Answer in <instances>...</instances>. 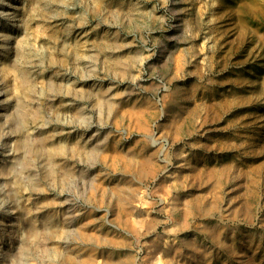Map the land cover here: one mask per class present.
Here are the masks:
<instances>
[{"label": "rangeland", "instance_id": "obj_1", "mask_svg": "<svg viewBox=\"0 0 264 264\" xmlns=\"http://www.w3.org/2000/svg\"><path fill=\"white\" fill-rule=\"evenodd\" d=\"M0 41V264H264V0H0Z\"/></svg>", "mask_w": 264, "mask_h": 264}, {"label": "bare ground", "instance_id": "obj_2", "mask_svg": "<svg viewBox=\"0 0 264 264\" xmlns=\"http://www.w3.org/2000/svg\"><path fill=\"white\" fill-rule=\"evenodd\" d=\"M11 7L13 8L14 7V5L13 4H11ZM2 41V40H1ZM0 41V42H1ZM1 46H2V44H1ZM0 46V47H1ZM2 48V47H1ZM11 62V61H10ZM19 63V62H18ZM12 64H13V62H12ZM14 65V64H13ZM23 70V69H22ZM22 70H21V73H22ZM23 74V73H22ZM26 74V73H25ZM26 76H27V74H26ZM25 76V77H26ZM1 84L2 83H0V86H1ZM3 86V85H2ZM3 88H4V86H3ZM1 89H2V87H1ZM2 91H4V90H0V115H3L4 114V111L6 110V107L8 106H6L5 104L7 103V100H9V99H7V97H6V99L5 98H3V92ZM21 91V90H20ZM22 94V92L19 94L18 93V95H21ZM27 94V96H28V93H26ZM25 96V95H24ZM17 97V96H16ZM21 97H23V96H21ZM26 98V97H25ZM28 98V97H27ZM24 99V98H23ZM14 100V104H17V98H15V99H13ZM25 100V99H24ZM26 101V100H25ZM20 103L22 102L21 100L19 101ZM26 103V102H25ZM13 104V103H12ZM21 106V105H20ZM12 107V106H11ZM21 108H23L22 106H21ZM19 110V109H18ZM25 110V109H24ZM21 111H23V110H21ZM6 111H5V115H4V117L5 116H7L8 114H10V113H7V115H6ZM11 117V116H10ZM8 118V117H7ZM6 118V119H7ZM3 119V118H2ZM1 118H0V120H2ZM5 120V119H4ZM4 120H2V121H4ZM1 121V122H2ZM5 123V122H4ZM3 123V124H4ZM7 123V122H6ZM1 127V126H0ZM25 135V134H24ZM23 135V136H24ZM22 136V135H21ZM31 137V136H30ZM27 138V137H26ZM28 141V140H27ZM31 143V142H30ZM18 144V143H17ZM25 145V144H24ZM30 146V145H29ZM17 147V146H16ZM18 148V147H17ZM21 147H19V149H20ZM27 148V147H26ZM14 149V148H13ZM21 149H23V148H21ZM16 150V149H15ZM27 150H28V148H27ZM30 150V149H29ZM21 153V152H20ZM27 153V152H26ZM23 154V153H22ZM14 158V157H13ZM12 158V159H13ZM1 159H3V158H1ZM6 160V159H5ZM14 162V161H13ZM2 164V163H1ZM4 164V163H3ZM5 165V164H4ZM0 166H2V165H0ZM50 173V172H49ZM5 175V174H4ZM9 176V175H8ZM7 176V177H8ZM11 210V209H10ZM27 218V217H26ZM28 219V218H27ZM29 220H31L30 218H29ZM32 221V220H31ZM71 222V221H70ZM28 224V223H27ZM29 225V224H28ZM15 231H17V230H15ZM17 233V232H16ZM20 236V235H19ZM18 236V237H19ZM20 242V241H19Z\"/></svg>", "mask_w": 264, "mask_h": 264}]
</instances>
